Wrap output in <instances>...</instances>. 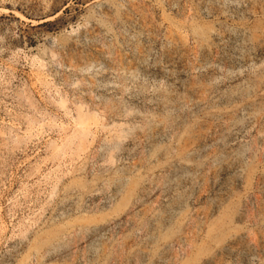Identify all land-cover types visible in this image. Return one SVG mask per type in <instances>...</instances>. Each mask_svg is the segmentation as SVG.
Instances as JSON below:
<instances>
[{
  "label": "rangeland",
  "instance_id": "1",
  "mask_svg": "<svg viewBox=\"0 0 264 264\" xmlns=\"http://www.w3.org/2000/svg\"><path fill=\"white\" fill-rule=\"evenodd\" d=\"M0 264H264V0H0Z\"/></svg>",
  "mask_w": 264,
  "mask_h": 264
}]
</instances>
